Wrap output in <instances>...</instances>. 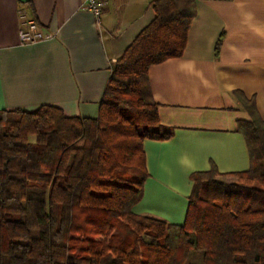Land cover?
I'll return each instance as SVG.
<instances>
[{"label": "trees", "instance_id": "16d2710c", "mask_svg": "<svg viewBox=\"0 0 264 264\" xmlns=\"http://www.w3.org/2000/svg\"><path fill=\"white\" fill-rule=\"evenodd\" d=\"M151 8L112 66L97 118L0 111V264H264V122L252 103L237 123L246 172L232 182L214 168L192 174L182 226L132 212L148 178L143 141L173 136L148 71L183 56L196 16L194 0Z\"/></svg>", "mask_w": 264, "mask_h": 264}, {"label": "crops", "instance_id": "0c3cea01", "mask_svg": "<svg viewBox=\"0 0 264 264\" xmlns=\"http://www.w3.org/2000/svg\"><path fill=\"white\" fill-rule=\"evenodd\" d=\"M83 1L0 0V111L47 105L68 118H97L112 66L153 19L154 0H102L99 26ZM194 2L183 56L148 71L159 122L173 136L143 141L148 178L132 209L176 226L185 221L192 174L214 168L230 181L249 169L237 131L251 120L246 103L264 122V0ZM22 16L51 38L21 44Z\"/></svg>", "mask_w": 264, "mask_h": 264}, {"label": "built area", "instance_id": "2783aa9c", "mask_svg": "<svg viewBox=\"0 0 264 264\" xmlns=\"http://www.w3.org/2000/svg\"><path fill=\"white\" fill-rule=\"evenodd\" d=\"M104 2L102 0H84L83 9L88 11L94 18L95 25H100ZM21 29L19 30V40L23 45H33L46 41L51 38L50 35H45L38 27L34 20L21 17Z\"/></svg>", "mask_w": 264, "mask_h": 264}, {"label": "rangeland", "instance_id": "374dc122", "mask_svg": "<svg viewBox=\"0 0 264 264\" xmlns=\"http://www.w3.org/2000/svg\"><path fill=\"white\" fill-rule=\"evenodd\" d=\"M31 141H33V139H31ZM221 180H224V181H226V182H232V181H234V180H226V179H221Z\"/></svg>", "mask_w": 264, "mask_h": 264}]
</instances>
